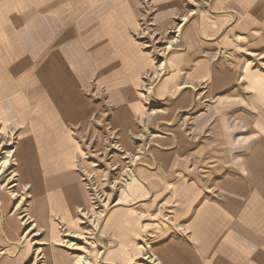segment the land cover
Wrapping results in <instances>:
<instances>
[{"label":"crops","instance_id":"crops-1","mask_svg":"<svg viewBox=\"0 0 264 264\" xmlns=\"http://www.w3.org/2000/svg\"><path fill=\"white\" fill-rule=\"evenodd\" d=\"M260 26L264 0H0V124L28 188L0 189V264H264V68L235 49ZM86 134L131 161L90 230Z\"/></svg>","mask_w":264,"mask_h":264},{"label":"rangeland","instance_id":"rangeland-1","mask_svg":"<svg viewBox=\"0 0 264 264\" xmlns=\"http://www.w3.org/2000/svg\"><path fill=\"white\" fill-rule=\"evenodd\" d=\"M187 1L190 5L201 8L205 6L208 0ZM258 11L260 10L258 9ZM259 28L261 29L259 30ZM257 29L258 38L256 40V43L241 42L235 49L239 50L241 55L246 54L247 56L244 57L245 60L249 61L253 66L264 68V26H260ZM261 32L262 34H260ZM152 42L156 46L158 45L157 47L158 49H160L159 51L164 50L166 46L163 42L158 43L154 40ZM160 55L158 58H156V62L159 64L162 62L161 60H163V54ZM25 77L28 78V74ZM155 101V104H153L151 100H148V103H150L148 104V107H158L161 105V103H163L162 100ZM109 111L110 109L108 108V112ZM102 125H105V120L99 121L94 126L96 132H101L98 129V126ZM16 132L17 130L13 128L11 130L2 128L0 124V189L8 191L14 195L21 194L27 197L28 188L24 189V191H18V186L16 185V160L14 152ZM100 134H102V132ZM80 136L81 137H79V139L85 150L82 154V157L84 160L92 162L97 170L96 174L86 171L84 175L92 198V215L95 214L96 216L93 222H90L89 219H86L84 221V229L90 230V228L93 229L98 224L97 220L114 202V197L121 189L122 184L128 178V173L130 172L128 170L130 168L131 161L127 162L126 160L122 168L120 164L116 165L113 163V157L115 155V152L118 150L116 146V140L115 138H113V136L107 139V142L104 140V137L98 140V138L94 139V137L89 134ZM104 141L106 142V144ZM94 146L97 147V150H94ZM24 219L26 220V217H24ZM77 242L78 241L68 242V247H71L70 250L78 252V248L76 245ZM81 248V250H84L83 247ZM36 264H41V260H37Z\"/></svg>","mask_w":264,"mask_h":264},{"label":"bare ground","instance_id":"bare-ground-1","mask_svg":"<svg viewBox=\"0 0 264 264\" xmlns=\"http://www.w3.org/2000/svg\"><path fill=\"white\" fill-rule=\"evenodd\" d=\"M252 84H254V83H252Z\"/></svg>","mask_w":264,"mask_h":264}]
</instances>
